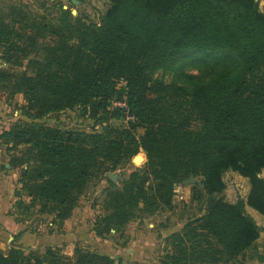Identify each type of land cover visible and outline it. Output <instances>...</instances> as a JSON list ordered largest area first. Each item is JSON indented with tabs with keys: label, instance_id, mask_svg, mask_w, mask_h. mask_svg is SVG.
<instances>
[{
	"label": "trees",
	"instance_id": "16d2710c",
	"mask_svg": "<svg viewBox=\"0 0 264 264\" xmlns=\"http://www.w3.org/2000/svg\"><path fill=\"white\" fill-rule=\"evenodd\" d=\"M25 6L0 14V63L26 66L19 74L0 68V99L23 94L26 101L27 119L4 135L11 148L24 145L10 164L22 165L31 202L63 222L104 164L114 169L140 157L143 164L122 188L106 189L97 234L118 231L140 211L172 208L175 184L194 174L209 194L206 214L167 238L165 264H225L243 255L260 236L245 204L264 213L259 2L110 0L99 23L69 9L49 17ZM178 61L211 65L214 72L191 86L154 77ZM75 107L101 129L40 122ZM229 169L250 178L247 202L215 195L225 188ZM0 264H116V259L81 247L66 257L59 247L42 253L13 245L8 252L0 249Z\"/></svg>",
	"mask_w": 264,
	"mask_h": 264
},
{
	"label": "rangeland",
	"instance_id": "374dc122",
	"mask_svg": "<svg viewBox=\"0 0 264 264\" xmlns=\"http://www.w3.org/2000/svg\"><path fill=\"white\" fill-rule=\"evenodd\" d=\"M257 1L261 11H264V0ZM13 6H25L34 13L49 17H57L60 9L64 8L79 14L86 21L99 23L110 6V0H0V14L8 12ZM0 68L10 74L26 70L25 65L6 62L0 63ZM213 72L211 65L190 66L178 61L169 68L159 69L154 77L167 83L191 86L199 79H209ZM10 97L8 100L0 99V191L4 195L0 221L6 223L5 228L0 230V249L4 252H8L13 245L24 248L26 252L34 250L42 253L48 247H59L66 257H72L75 248L81 247L110 255L116 259V264H165V255L169 250L167 238L206 214L209 194L201 177L192 174L193 183L182 181L175 184L172 208L152 214L140 211L135 219L118 231L113 228L103 235L97 234L98 221L106 214L103 206L105 191L108 187L122 188L130 174L141 167L142 158L134 157L122 160L114 169L104 164L100 175L81 195L72 215L63 222L55 221L53 214L41 212L40 205L31 202L25 182L21 180L22 165L14 167L10 164L15 155L21 154L24 145L18 149L11 148L13 142L4 133L20 119H27L23 112L26 104L24 95ZM40 122L78 131L101 129V124L96 125L80 107L46 116ZM190 176L185 179H190ZM259 176L264 178V168ZM223 179L225 188L216 196L229 202H247L251 190L249 177L229 169ZM18 202L21 204L17 205ZM245 209L260 226V236L243 255L225 264H264V213L247 203Z\"/></svg>",
	"mask_w": 264,
	"mask_h": 264
},
{
	"label": "crops",
	"instance_id": "0c3cea01",
	"mask_svg": "<svg viewBox=\"0 0 264 264\" xmlns=\"http://www.w3.org/2000/svg\"><path fill=\"white\" fill-rule=\"evenodd\" d=\"M4 195H3V193L0 191V217L1 216H3L2 215V213H1V209H2V207H3V205H4ZM12 225V223H10V226ZM5 226H6V223H4L3 221H0V230L1 229H3V228H5Z\"/></svg>",
	"mask_w": 264,
	"mask_h": 264
},
{
	"label": "water",
	"instance_id": "95a60500",
	"mask_svg": "<svg viewBox=\"0 0 264 264\" xmlns=\"http://www.w3.org/2000/svg\"><path fill=\"white\" fill-rule=\"evenodd\" d=\"M77 1V0H76ZM75 13V12H74ZM184 183H193L194 182V178L193 175L190 176V179H184L183 180Z\"/></svg>",
	"mask_w": 264,
	"mask_h": 264
},
{
	"label": "built area",
	"instance_id": "2783aa9c",
	"mask_svg": "<svg viewBox=\"0 0 264 264\" xmlns=\"http://www.w3.org/2000/svg\"><path fill=\"white\" fill-rule=\"evenodd\" d=\"M114 105L126 106L125 102L115 101Z\"/></svg>",
	"mask_w": 264,
	"mask_h": 264
}]
</instances>
